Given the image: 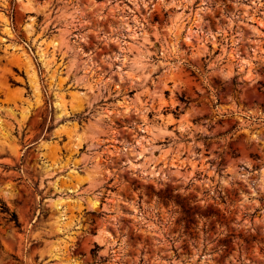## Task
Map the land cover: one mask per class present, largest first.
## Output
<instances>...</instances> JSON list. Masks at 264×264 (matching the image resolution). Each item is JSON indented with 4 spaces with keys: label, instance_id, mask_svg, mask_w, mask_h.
Masks as SVG:
<instances>
[{
    "label": "rangeland",
    "instance_id": "obj_1",
    "mask_svg": "<svg viewBox=\"0 0 264 264\" xmlns=\"http://www.w3.org/2000/svg\"><path fill=\"white\" fill-rule=\"evenodd\" d=\"M0 264H264V0H0Z\"/></svg>",
    "mask_w": 264,
    "mask_h": 264
}]
</instances>
